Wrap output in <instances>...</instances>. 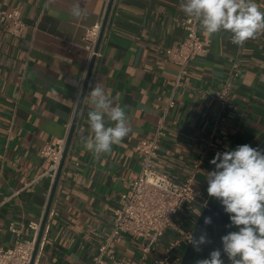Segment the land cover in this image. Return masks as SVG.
Wrapping results in <instances>:
<instances>
[{
	"label": "crops",
	"instance_id": "0c3cea01",
	"mask_svg": "<svg viewBox=\"0 0 264 264\" xmlns=\"http://www.w3.org/2000/svg\"><path fill=\"white\" fill-rule=\"evenodd\" d=\"M109 2L81 0L88 16L76 20L68 11L72 0H0V11L20 9L27 25L15 37L0 23V247L30 239L29 224L43 219L55 177L41 150L67 141L81 104L51 202L40 264H90L108 240L122 194L141 170L136 145L154 134L179 72L165 48L186 35L180 0H113L90 69L85 35L105 19ZM256 2L264 10V0ZM199 34L207 54L190 62L181 79L164 119L157 163L182 182L200 145L211 137L215 146L196 175L209 196L206 174L215 169L210 161L216 153L243 144L256 148L264 141V33L242 47L232 44L227 32L209 37L199 27ZM90 82H100L125 109L134 133L99 158L80 140L91 135ZM226 84L230 99L224 105L215 95ZM11 224L23 228L20 235ZM173 237L168 232L161 238L149 264L166 256ZM139 244L123 234L108 253L130 262L139 258ZM182 253V247L171 249L168 264H180Z\"/></svg>",
	"mask_w": 264,
	"mask_h": 264
},
{
	"label": "built area",
	"instance_id": "2783aa9c",
	"mask_svg": "<svg viewBox=\"0 0 264 264\" xmlns=\"http://www.w3.org/2000/svg\"><path fill=\"white\" fill-rule=\"evenodd\" d=\"M103 22L104 18L86 32L89 64L98 54L97 43ZM0 23L8 34L15 37H20L27 26L18 8L0 11ZM182 24L186 32L183 41L165 48L168 58L179 66V72L168 103L164 107L163 117L156 126L154 134L151 137L140 139L136 145V151L141 159L140 173L130 189L122 194L121 205L114 212L112 230L108 240L100 246L90 264H149L153 249L165 234L172 232L174 237L166 249V256L154 258L152 261L153 264H168L167 254L171 249L182 247L184 252L202 211L212 198L204 193L196 180V175L209 151L215 146V141L211 137L200 145L193 159L192 170L182 182L159 169L157 163L160 143L165 134L164 119L175 105V94L181 85V79L190 62L207 54V43L199 34L198 23L192 18L185 17ZM229 85L226 84L222 91L215 95L216 99L224 105L229 103ZM225 138L224 135L223 139ZM65 145L66 139H59L54 145H46L41 150V154L51 160L50 174L54 177ZM10 229L20 235L23 228L20 229L11 224ZM27 229L33 230L30 239L18 240L12 247H0V264H40L47 239L48 225L45 224L42 229L41 220L30 223ZM123 234L140 240L138 259L125 262L108 253L111 242L116 241ZM181 259L182 256L178 257V263Z\"/></svg>",
	"mask_w": 264,
	"mask_h": 264
},
{
	"label": "clouds",
	"instance_id": "9594fccd",
	"mask_svg": "<svg viewBox=\"0 0 264 264\" xmlns=\"http://www.w3.org/2000/svg\"><path fill=\"white\" fill-rule=\"evenodd\" d=\"M179 7L204 34L212 37L227 32L231 43L238 47L264 33V10L256 0H180ZM68 11L76 20L88 16L81 0H72ZM89 89L87 123L91 135L81 136L80 140L85 149L99 158L110 154L113 145L134 133L125 109L100 82H90ZM81 93L82 89L77 95ZM210 163L215 169L206 174L207 193L228 214L230 224L226 227L237 230L221 236V247L195 264H225L222 256H226L228 264H264V151L243 144L235 150L216 153ZM211 223V217L204 219L205 225ZM189 242L197 252L202 245L212 243L206 231L198 237L191 235Z\"/></svg>",
	"mask_w": 264,
	"mask_h": 264
},
{
	"label": "water",
	"instance_id": "95a60500",
	"mask_svg": "<svg viewBox=\"0 0 264 264\" xmlns=\"http://www.w3.org/2000/svg\"><path fill=\"white\" fill-rule=\"evenodd\" d=\"M113 0H110L107 11H106V15H105V19L102 25V29H101V33L98 39V43H97V49L99 48V43L101 41V37L103 35V31L105 29L106 23H107V19L109 16V12L111 10V5H112ZM95 62V57L92 58L91 63H90V69H92L93 65ZM84 94V92H83ZM82 100V99H81ZM80 105L77 108V113L74 119V122L72 124V128L70 130L69 136L67 138L66 141V145H65V149H64V153L59 165V168L57 170L56 176H55V180H54V185H53V189L49 198V202L47 204L46 210H45V214L44 217L42 219V229L44 228L46 222H47V218L50 212V207H51V202L53 199V195L55 192V188L57 186L61 171H62V167H63V163L65 161V156L67 154V150L69 148L70 142H71V138L73 135V131H74V127H75V122L77 119V115L80 109ZM259 148L264 151V141L263 143L259 146ZM206 217H211L212 219V223L210 225H205L204 224V219ZM230 224V220H229V216L228 214H226L223 211V208L221 206V204L215 199V198H211L210 201L208 202L207 206L205 207V209L202 211L199 220L197 222V224L195 225L194 231L192 236L194 237H198L202 232L206 231L208 234L209 239L212 241V243L210 244H206V245H202L201 246V251L197 252L194 250L192 244L190 242H188L183 255H182V259L180 264H195V261L197 259H203V258H207L209 256V253L218 247H221V243H220V237L227 234V232L229 231H236L237 229L235 227L232 228H228L226 227V225ZM40 237L37 239L36 242V247L38 245ZM222 258L225 260V264H228L227 258L226 256H222Z\"/></svg>",
	"mask_w": 264,
	"mask_h": 264
}]
</instances>
